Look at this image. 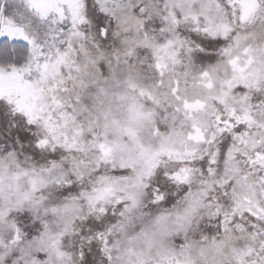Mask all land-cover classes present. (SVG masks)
<instances>
[{"label": "clouds", "instance_id": "clouds-1", "mask_svg": "<svg viewBox=\"0 0 264 264\" xmlns=\"http://www.w3.org/2000/svg\"><path fill=\"white\" fill-rule=\"evenodd\" d=\"M0 264H264V0H0Z\"/></svg>", "mask_w": 264, "mask_h": 264}]
</instances>
